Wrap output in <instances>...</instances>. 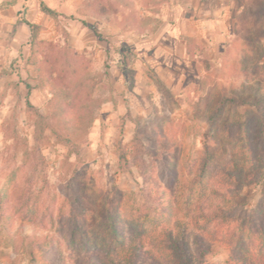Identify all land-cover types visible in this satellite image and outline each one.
Returning a JSON list of instances; mask_svg holds the SVG:
<instances>
[{
    "label": "rangeland",
    "instance_id": "obj_1",
    "mask_svg": "<svg viewBox=\"0 0 264 264\" xmlns=\"http://www.w3.org/2000/svg\"><path fill=\"white\" fill-rule=\"evenodd\" d=\"M41 1L25 0L12 29L0 30V191L8 194L0 264L82 263L104 253L112 220L137 229L135 211L168 198L173 223L204 237L197 204L212 199L231 212L210 229L227 238L240 229L244 239L210 238L207 260L257 251L264 167L258 181L237 186L220 182L219 169L241 152L246 122L254 154L264 155V0H43L56 16ZM25 19L40 25L35 41ZM223 99L208 187L191 199L190 167ZM213 186L232 188L224 199ZM82 203L94 238L87 250L71 239ZM146 230L154 236L160 226L148 221Z\"/></svg>",
    "mask_w": 264,
    "mask_h": 264
},
{
    "label": "trees",
    "instance_id": "obj_2",
    "mask_svg": "<svg viewBox=\"0 0 264 264\" xmlns=\"http://www.w3.org/2000/svg\"><path fill=\"white\" fill-rule=\"evenodd\" d=\"M41 9L53 16L57 14V11L43 0L41 1ZM25 22L31 30V40L35 41L40 25L27 19H25ZM227 99L234 102L237 101V98L233 96L227 97ZM28 104L32 107L30 102ZM225 105L226 100H221L210 115V128L214 131V134L208 135L209 137L211 136L210 139L205 140L200 155L190 167V178L186 188L189 190L187 195L191 199L195 198L191 196L192 194L194 196L196 192L199 194V197H202L208 187L207 178L214 155L209 141L219 140V134L222 129L218 124V116ZM244 127L243 139L245 140V144L240 149L241 152L238 156L230 158L219 169L220 182L223 184L237 186V184L256 182L260 179L259 173L264 167V155L262 153L254 154L255 147L250 135L251 129L247 122L244 123ZM66 138L70 139L69 136ZM120 150V160L123 164L128 163L127 152L121 144ZM33 176L34 174L31 175V177ZM31 177H29V180ZM227 188L226 191H223L221 188L213 186L211 190L216 195L226 199L225 197L229 196L231 192L230 188L232 187ZM153 193H157L160 196L165 191H150L149 195L153 196ZM23 196H25V201L23 202L26 206V214L33 217L36 212L35 205L32 206L28 203V199L30 200L28 195L23 194ZM7 198V192L0 191V217L5 216L4 202ZM174 201L170 198L167 200L162 199L159 204L161 209H158L153 204L148 206V210L145 212L137 209L135 211V219L140 222L137 229H132V224L112 220L107 229L108 241L104 246V253H88L84 256L82 263L76 258L75 264H221L206 259V255L212 249L211 243H207L208 240L210 238H221L229 244H231L232 240H236V238L239 242L243 241V233L240 229L238 232L229 235L228 238L217 235L215 230L210 229L211 225H222L229 222L232 218L231 212L226 209L222 202L211 199L209 201H202L195 206L198 216L194 222L195 228L205 230L210 234L209 237H204L198 232L189 231L187 226L179 228L173 223V218L176 214ZM177 202L179 207H183V201L181 203L177 200ZM184 204L187 205L185 202ZM81 207V213L79 215L73 214L72 217L71 239L73 243L87 250L94 243V238H92L90 231L86 228L88 212L85 204L82 203ZM256 218L259 220L261 227L259 232L261 237L259 249L251 251L249 248H242L237 252L231 253L225 264H264V212L259 211ZM148 221H152L157 226H160L157 235L150 236L147 233L146 223Z\"/></svg>",
    "mask_w": 264,
    "mask_h": 264
},
{
    "label": "crops",
    "instance_id": "obj_3",
    "mask_svg": "<svg viewBox=\"0 0 264 264\" xmlns=\"http://www.w3.org/2000/svg\"><path fill=\"white\" fill-rule=\"evenodd\" d=\"M24 1L18 0L15 4V0H0V30L5 31L7 29V31H10L12 29V26L18 21L16 14L19 10L18 6L22 5Z\"/></svg>",
    "mask_w": 264,
    "mask_h": 264
}]
</instances>
